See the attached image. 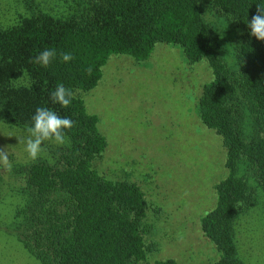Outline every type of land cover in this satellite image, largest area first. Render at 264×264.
Instances as JSON below:
<instances>
[{
  "label": "trees",
  "instance_id": "obj_1",
  "mask_svg": "<svg viewBox=\"0 0 264 264\" xmlns=\"http://www.w3.org/2000/svg\"><path fill=\"white\" fill-rule=\"evenodd\" d=\"M81 1L74 15L41 11L0 27V122L25 131L38 107L74 122L66 133L70 142L54 163L39 160L26 167L16 236L41 264L146 262L142 223L149 202L136 183L107 179L93 168L108 142L98 117L75 93L97 87L112 55L144 62L158 43H165L179 46L190 64L207 60L212 69L214 79L203 87L198 113L222 138L229 174L216 185V206L201 219V229L220 253L215 264H245L238 257L235 224L253 202L247 180L238 176L240 165L246 164L264 187V42L250 36L247 27L261 0H212L243 29L235 42V69L224 61L199 0ZM46 48L74 59L65 63L58 57L48 67L31 63ZM24 73L26 78L18 79ZM58 83L74 93L68 108L50 99ZM247 109L253 117L249 132Z\"/></svg>",
  "mask_w": 264,
  "mask_h": 264
},
{
  "label": "rangeland",
  "instance_id": "obj_2",
  "mask_svg": "<svg viewBox=\"0 0 264 264\" xmlns=\"http://www.w3.org/2000/svg\"><path fill=\"white\" fill-rule=\"evenodd\" d=\"M206 20L219 39V50L236 68L235 42L243 29L214 7L199 0ZM81 0H0V27L18 23L41 11L67 17L78 13ZM91 91H77L87 112L99 119L108 142L103 157L93 163L102 176L136 183L149 202L142 232L147 260L174 259L178 264H215L220 253L201 229V219L217 203L216 185L229 171L222 138L208 129L198 113L205 84L214 79L207 60L190 64L177 45L158 43L144 62L112 55ZM253 124L245 112L247 131ZM27 133L0 122V146H10V170L0 164V264H41L15 234L16 212L25 203L28 165L54 163L65 145L48 141L45 154L32 161L24 151ZM238 176L247 180L252 204L235 224L238 257L245 264H264V187L246 164Z\"/></svg>",
  "mask_w": 264,
  "mask_h": 264
},
{
  "label": "clouds",
  "instance_id": "obj_3",
  "mask_svg": "<svg viewBox=\"0 0 264 264\" xmlns=\"http://www.w3.org/2000/svg\"><path fill=\"white\" fill-rule=\"evenodd\" d=\"M256 14L247 22L250 36L264 42V0L256 4ZM59 59L62 62H70L74 59L71 53L58 52L55 48H46L35 56L31 63L48 67L54 60ZM91 74L92 69H88ZM24 73L18 79L26 78ZM74 98V93L71 89L66 88L63 83H58L55 90L50 94V99L53 104H58L63 108H68ZM74 127V122L68 117H61L55 110L47 107H38L35 114L32 116L31 125L25 126L27 136L23 139H18L19 144L24 145V151L28 158L32 161L37 160L42 154H45L43 145L45 142L51 141L57 145H65L70 142L67 132ZM10 146H0V164L11 168L9 160Z\"/></svg>",
  "mask_w": 264,
  "mask_h": 264
}]
</instances>
